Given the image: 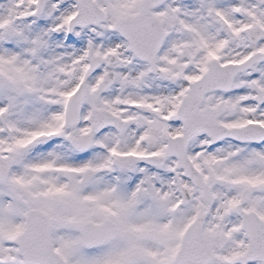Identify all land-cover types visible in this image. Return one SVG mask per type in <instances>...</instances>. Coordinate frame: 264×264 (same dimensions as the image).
Masks as SVG:
<instances>
[{
	"label": "snow or ice",
	"instance_id": "snow-or-ice-1",
	"mask_svg": "<svg viewBox=\"0 0 264 264\" xmlns=\"http://www.w3.org/2000/svg\"><path fill=\"white\" fill-rule=\"evenodd\" d=\"M0 264H264V0H0Z\"/></svg>",
	"mask_w": 264,
	"mask_h": 264
}]
</instances>
